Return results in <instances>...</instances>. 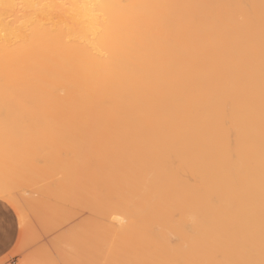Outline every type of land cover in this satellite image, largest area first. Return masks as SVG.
<instances>
[{"label":"bare ground","instance_id":"6f19581e","mask_svg":"<svg viewBox=\"0 0 264 264\" xmlns=\"http://www.w3.org/2000/svg\"><path fill=\"white\" fill-rule=\"evenodd\" d=\"M27 109L57 119L92 179L186 200L172 246L135 219L165 205H114L116 249L264 264V0H0V116ZM0 198L18 214L1 185Z\"/></svg>","mask_w":264,"mask_h":264},{"label":"rangeland","instance_id":"374dc122","mask_svg":"<svg viewBox=\"0 0 264 264\" xmlns=\"http://www.w3.org/2000/svg\"><path fill=\"white\" fill-rule=\"evenodd\" d=\"M30 104L32 105V103H28L27 106H30ZM43 104L45 105V103ZM23 111V114H21L22 112H17L14 114L15 116H12V113H10L11 116L9 114H1L4 118L0 116V185L2 191L15 200V204L17 203L16 210L18 206L19 210L17 212L19 211L18 214L20 213L19 217L10 205L0 198V264H19L21 261L24 263L30 260L33 262V259H35L33 264H35V261L36 264H45L52 257L59 261L58 263L56 260L58 264H124L120 260L121 257L124 258L125 263H129L126 261L135 257L130 261L138 260L139 262H149L148 264H179L177 261L175 262V255L170 252L171 250L161 251V253L159 252V254L154 256L153 261H147L149 255H146V258L145 253H139L137 256L130 254L127 256L128 252L126 249H116L117 245L121 246L125 239L117 232L119 220L120 218L122 219L121 212L118 209V212L114 211L113 208L116 205L138 204L144 198L152 200L153 204L149 201L146 203L149 202L150 204H146L144 200L143 203L148 206L155 205L159 208L165 205L164 211H161V209L157 212L147 211L148 213H145L143 221L136 215L135 219L138 223H143L147 227L149 234H153V232L157 234L154 237H159L158 241L168 243L167 245L171 244L170 246H172L175 245L173 242L178 244L179 240H177L178 236L176 234L173 235L175 232L173 228L176 227L178 222L181 223L178 219H180L182 214L178 207L184 203L183 201L186 202L183 199L184 197L181 198V194L162 192L159 195L163 196L160 197L158 193H154L155 195L157 194L154 199L152 198L155 196L154 194H147V196L152 198L148 199L149 197L147 198L146 193L144 195L140 194L137 189L134 192V183L117 182L119 183L118 185L116 182L109 181V183L106 181L107 183H105V181L92 179L86 173L87 170L85 174V169H82L78 164H74L75 160L71 162L74 159L72 155H68L69 157L71 156L72 160L66 158L62 151V133L58 129L55 117L50 118V116H47L45 110V113L38 110L41 114H36L37 110L32 109ZM34 111L36 116L31 115ZM16 114L18 115L16 116ZM20 116L23 118H20ZM7 128H10V130ZM16 129L20 130L17 131ZM119 186L122 187L119 193L110 192V187ZM128 186H131V189ZM179 195H181L180 198ZM167 199H169V202L166 201ZM167 202L169 204H165ZM114 205L115 207H113ZM166 205L171 208L169 211V207L167 208ZM174 209H177L178 212ZM159 212L168 213L166 216L164 213V217L169 219L171 227L169 223L165 222L160 225ZM154 213L158 214L157 218L156 215L153 216ZM162 219L165 220L163 217ZM162 219L161 223H163ZM165 224L169 225L170 231L165 228ZM157 225H163L164 227H158ZM159 228L166 230L160 231ZM156 231L158 232L156 233ZM159 231L164 232L162 236ZM137 236L139 237L140 233ZM137 236L132 240L139 242ZM147 236H141L140 238L143 237L144 242V237ZM167 236L169 239H166ZM149 237L150 235L147 238L149 239ZM156 238L154 239L156 240ZM172 254L174 255L173 259L171 257ZM36 258L43 259L39 261Z\"/></svg>","mask_w":264,"mask_h":264}]
</instances>
